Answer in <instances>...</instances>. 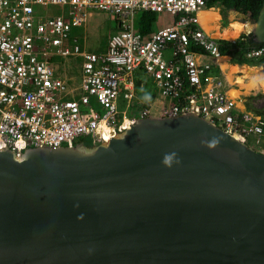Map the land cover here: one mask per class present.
Returning a JSON list of instances; mask_svg holds the SVG:
<instances>
[{"label":"water","instance_id":"water-1","mask_svg":"<svg viewBox=\"0 0 264 264\" xmlns=\"http://www.w3.org/2000/svg\"><path fill=\"white\" fill-rule=\"evenodd\" d=\"M0 264H264V151L194 111L1 147Z\"/></svg>","mask_w":264,"mask_h":264},{"label":"built area","instance_id":"built-area-1","mask_svg":"<svg viewBox=\"0 0 264 264\" xmlns=\"http://www.w3.org/2000/svg\"><path fill=\"white\" fill-rule=\"evenodd\" d=\"M36 3L69 7L66 13L39 15ZM204 5L205 0H0V148L19 152L32 145L72 143L81 135L93 141L117 135L151 111L150 103L135 97L132 72L137 68L152 76L166 99L161 113L194 111L242 141L259 142L264 120L236 107L223 79L212 72L211 60L203 57L222 54L215 36L200 25L198 10ZM135 7L176 16L143 34L132 24ZM92 8L118 15L119 27L102 51L81 49L75 39L69 45V26L84 22ZM36 39L42 44H34ZM51 48L81 56L77 96H64L73 88L55 74ZM263 53V46L246 50L247 57Z\"/></svg>","mask_w":264,"mask_h":264},{"label":"rangeland","instance_id":"rangeland-1","mask_svg":"<svg viewBox=\"0 0 264 264\" xmlns=\"http://www.w3.org/2000/svg\"><path fill=\"white\" fill-rule=\"evenodd\" d=\"M34 12L35 14L39 15H47L51 13H58L63 12L66 13L68 9L67 4H48L46 6L41 5L40 3H36L34 5ZM209 8V6H205ZM214 8V7H210ZM141 9H135L133 13L131 14L132 20H135L134 27L139 29L141 31V26L136 21L139 17ZM147 14L151 16L152 22L148 27L154 26L156 24H165L170 23L174 16L176 14L169 13L166 11H147ZM212 17L214 19L219 18L218 14L213 13ZM241 17V14H239L237 11H233L232 8L227 9L225 19H220V25L217 23H214V26H211L209 29L211 33H214L215 35H221L223 33L224 36L229 37V34L231 32V29L229 28V23L232 20H236L237 18ZM207 18L205 17V20ZM242 19V18H240ZM223 20V22H222ZM226 20V24H224ZM204 21V20H203ZM209 21V20H208ZM205 22V21H204ZM249 26V23L246 22V26ZM218 26V30H216V27ZM244 26V25H243ZM119 27L118 18L115 14L111 13L110 11H105L103 9L99 8H92L90 14H88L86 21L82 22L80 24H71L68 28L67 36L70 39L69 45L72 46V41L75 39V42L78 43L79 47L81 49L86 50H96V51H102L106 48L107 45V39L110 32L114 31ZM208 23L206 24V28H208ZM246 30V27L244 26V29ZM242 30V31H243ZM214 31V32H213ZM226 39V38H225ZM34 44L41 45L42 42L38 39L34 40ZM53 51L51 54H49V58L51 62L55 66V74L62 76L67 84V87H72L73 91L71 93H67L64 96H77L78 92L80 91V79H81V61L82 58L79 54H61L54 52V48H51ZM167 55H169V50L167 51ZM228 61H232L231 55L227 58ZM259 62V60H256L254 58H247L246 62ZM239 64H241L243 61L240 59L237 60ZM256 69H252V73L257 74H264L261 71L260 65ZM260 68V69H259ZM249 71V68H248ZM133 77L135 79V92L138 97L150 101L151 103V113H160V111L163 109H166L167 101L166 99L159 93L158 87L156 83L154 82V79L152 76L144 71L143 68H137L133 70ZM255 73V74H256ZM264 76V75H263ZM254 82V80H251V84ZM262 84V83H261ZM228 86V85H227ZM231 86H235L234 84H231ZM263 86V84H262ZM259 88V87H258ZM264 86L261 87L259 90L264 91ZM258 92V90H256ZM255 92V93H256ZM242 93L239 92L238 95L235 96L234 100L236 101V104L238 102H243L244 105L243 108L253 110L251 108L252 106L249 105L245 100L242 99ZM91 102L92 104H95L96 106V100L93 96H91ZM122 104L118 103V107L121 108ZM238 108H241L237 105ZM89 140L91 138L89 136L85 137ZM253 147L264 151V132L261 136V141L257 144H251Z\"/></svg>","mask_w":264,"mask_h":264},{"label":"trees","instance_id":"trees-1","mask_svg":"<svg viewBox=\"0 0 264 264\" xmlns=\"http://www.w3.org/2000/svg\"><path fill=\"white\" fill-rule=\"evenodd\" d=\"M261 2L262 0H206V6L214 8L218 7L223 18H225L227 9L234 8L239 14L242 15L241 18H244V15L248 14L251 19H254L256 17V13ZM147 11L149 10L142 8L137 19L138 22L140 21L139 24L141 26V30L143 28H147L152 22L151 16L146 13ZM243 25L244 24L241 21L232 20L229 22V28L231 29V32H235L236 35L244 29ZM246 27L248 28V25ZM217 43L219 45V50L222 53H228L229 55H231L233 60L237 61L240 59L243 62H246V59L249 58L246 56L247 48L252 46L264 47V41H256L253 38V34L251 31H245L240 33L234 40L218 37ZM260 59L261 61H264V54L260 57ZM259 76L261 77L260 82L264 84V76L262 74H260ZM261 95L262 92L260 91L257 93L247 94L245 97V101L252 106L251 108H253V111L261 114L264 120V106H256L255 104H253V100H255L258 96ZM85 137L87 136H78L77 138H75L74 141L81 143H91V140Z\"/></svg>","mask_w":264,"mask_h":264},{"label":"crops","instance_id":"crops-1","mask_svg":"<svg viewBox=\"0 0 264 264\" xmlns=\"http://www.w3.org/2000/svg\"><path fill=\"white\" fill-rule=\"evenodd\" d=\"M213 13L218 14L219 18L214 19V17H212ZM198 16H199L200 23L202 24L203 28L209 33H211L209 29L211 28V26H214V23L218 22L219 25L221 24L220 23V19H222L221 14L217 8L202 7L198 11ZM205 17L207 18L206 20H205ZM136 21L138 22V20ZM139 23L140 21L138 22V24ZM207 23L209 25L208 28H206ZM161 25L163 24H156L151 27L143 28L142 33L148 34L156 30L157 27ZM216 30H218V26L216 27ZM239 34L240 32L234 37H227V36H224L222 33L221 35H218V36H224L225 38L232 40V39H235ZM203 57L211 60L214 63L213 68L223 78L224 84L227 87V90L230 92L231 97L236 96L238 95L239 92H241L243 95L242 99L245 100V97L247 94L255 93L256 90L260 91L259 89L262 87V84L260 82L261 77L259 76L260 74H257L256 72H255L256 74L251 72L252 69H256L259 67L258 62H242L241 64H239L236 60H233V59L232 61H228L227 59L229 57L228 53H222L221 56L218 58L212 57L209 54H205L203 55ZM248 68H249V71H248ZM251 80H254L252 84H251ZM231 84H234L235 86L233 87L231 86ZM237 104L239 107H242L244 105L243 102L241 103L238 102Z\"/></svg>","mask_w":264,"mask_h":264},{"label":"clouds","instance_id":"clouds-1","mask_svg":"<svg viewBox=\"0 0 264 264\" xmlns=\"http://www.w3.org/2000/svg\"><path fill=\"white\" fill-rule=\"evenodd\" d=\"M206 6V0H205V5L203 6V7H205ZM138 9V8H140V9H142L141 7H135V8H133L132 9V12H131V14L133 13V11L135 10V9ZM202 8V7H201ZM200 8V9H201ZM215 8H217L218 9V11L220 12V10H219V8L218 7H215ZM146 9V8H145ZM199 9V10H200ZM230 9V8H229ZM147 10H150V9H147ZM198 10V11H199ZM232 10L233 11H236L234 8H232ZM105 11H107V10H105ZM150 11H153V10H150ZM112 13V12H111ZM114 14V13H113ZM221 14V13H220ZM116 16H117V18H118V15L117 14H115ZM88 16V15H87ZM245 17L244 18H242V19H240L241 17H242V15H241V17H239V18H237L235 21H241L243 24H244V26L246 27V22H251V21H253L254 19H251L249 16H248V14H245L244 15ZM199 17V16H198ZM221 18L224 20L225 18H223L222 16H221ZM132 19V18H131ZM223 20H222V22H223ZM86 21V20H85ZM84 21V22H85ZM199 21H200V19H199ZM134 22H135V20H132V24L134 25ZM229 23V22H228ZM224 24H226V20H225V22H224ZM200 25L202 26V24L200 23ZM135 28V27H134ZM202 28H203V26H202ZM136 30H138V31H140L139 29H137V28H135ZM204 29V28H203ZM205 30V29H204ZM245 31H250L247 27H246V30ZM244 30H243V32H245ZM140 32H142V30L140 31ZM205 32H207L206 30H205ZM207 33H209V32H207ZM240 33H242V31L240 32ZM143 34H145V33H143ZM209 34H212V33H209ZM213 35V34H212ZM213 36H215V39L217 40V38L218 37H222V38H225L224 36H218V35H213ZM226 39H228V38H226ZM229 40H231V39H229ZM232 40H234V39H232ZM252 47H256V46H252ZM221 52V51H220ZM222 53V52H221ZM264 54V53H263ZM262 54V55H263ZM261 55V56H262ZM211 56V55H210ZM261 56H259V57H249V58H254V59H256V60H259V62H258V64H263V62L264 61H261V59H260V57ZM213 57V56H212ZM209 60V59H208ZM212 62V61H211ZM213 63V62H212ZM213 65H214V63L212 64V67H211V70H212V72H214V73H216L219 77H221L216 71H215V69L213 68ZM261 65H260V67H261ZM222 78V77H221ZM223 79V78H222ZM159 90V89H158ZM134 92H135V79H134ZM259 92V91H258ZM260 92H262V94L264 93V91H260ZM79 93V92H78ZM257 93V92H256ZM228 95L230 96L231 94H230V92L228 91ZM135 97H136V99H138V100H142L143 102H145V103H150V101H146V100H144V99H142V98H140V97H138L137 96V94H136V92H135ZM231 97V96H230ZM259 97V96H258ZM233 100H234V98H235V96H233V97H231ZM255 100H257V98L255 99ZM234 102H235V105H236V107H237V105L238 104H236V101L234 100ZM255 102V101H254ZM254 102H253V104H254ZM118 103H121L122 104V106H123V103H124V100L121 98V96H119V98H118ZM151 104V103H150ZM95 105V104H94ZM98 105V104H97ZM96 106V105H95ZM99 106V105H98ZM98 106H96V107H98ZM121 106V107H122ZM238 108V107H237ZM238 109H246V108H243V107H241V108H238ZM246 110H250V109H246ZM250 111H252V112H255V111H253V110H250ZM257 113V112H256ZM152 114H154V115H164L163 113H161V111H160V113H157V114H155V113H151V111H150V113L149 114H147V115H152ZM177 114V113H176ZM259 114V113H258ZM169 115H171V114H169ZM201 115V114H200ZM260 116H261V114H259ZM145 116V115H144ZM203 116V115H202ZM139 117H141V116H138L137 117V119L139 118ZM262 117V116H261ZM206 118V117H205ZM136 119V120H137ZM208 119V118H207ZM263 119V118H262ZM135 120V121H136ZM215 123H217V124H219L222 128H223V126L218 122V121H214ZM134 123V122H133ZM123 131V130H122ZM227 131V130H226ZM230 133V132H229ZM263 133V132H262ZM262 133H261V136H262ZM233 135V134H232ZM81 136H89V135H81ZM234 136V135H233ZM90 137V136H89ZM236 137V136H235ZM91 138V137H90ZM237 138V137H236ZM108 140V139H107ZM240 140V139H239ZM99 141H106V140H98V141H93L92 140V138H91V143H95V142H99ZM261 141V138H260V140H259V142ZM73 142H75V141H73ZM72 142V143H73ZM244 142H246V141H244ZM259 142H257V143H259ZM248 144H254L253 142L251 143V142H247ZM257 143H255V144H257ZM62 144H66V143H62ZM60 145V144H59ZM167 160H168V158H165V162L167 163Z\"/></svg>","mask_w":264,"mask_h":264},{"label":"bare ground","instance_id":"bare-ground-1","mask_svg":"<svg viewBox=\"0 0 264 264\" xmlns=\"http://www.w3.org/2000/svg\"><path fill=\"white\" fill-rule=\"evenodd\" d=\"M249 25H250V23H249ZM214 35V34H213ZM236 34H235V32H230V34H229V37H234ZM264 75V74H263ZM263 87V86H262ZM264 89V88H263Z\"/></svg>","mask_w":264,"mask_h":264},{"label":"flooded vegetation","instance_id":"flooded-vegetation-1","mask_svg":"<svg viewBox=\"0 0 264 264\" xmlns=\"http://www.w3.org/2000/svg\"><path fill=\"white\" fill-rule=\"evenodd\" d=\"M263 86H264V84H263ZM257 98H258V97H257ZM254 101H256V100H253V102H254Z\"/></svg>","mask_w":264,"mask_h":264}]
</instances>
